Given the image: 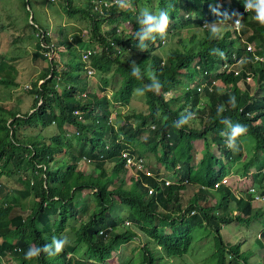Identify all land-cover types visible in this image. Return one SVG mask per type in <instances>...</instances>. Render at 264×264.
I'll use <instances>...</instances> for the list:
<instances>
[{"label":"trees","instance_id":"trees-1","mask_svg":"<svg viewBox=\"0 0 264 264\" xmlns=\"http://www.w3.org/2000/svg\"><path fill=\"white\" fill-rule=\"evenodd\" d=\"M70 1L61 0L64 10L68 13L80 11L90 20L88 40H82L79 35L64 34L55 44L46 34L48 29L39 26L45 34L41 41L35 36L33 59L40 58L48 65L39 71L41 82H34L32 89L28 86L29 94L35 96L33 107L21 113L15 110L14 104L0 102V258L9 255L14 264H97L107 261L111 247L118 248L122 242L137 237L136 229L126 228L123 221L110 217L108 209L116 199L129 210L126 219L132 222L131 216L137 217L132 218L137 229L146 231L147 226L152 225L146 233L154 237L149 239L162 247L167 257L183 255L194 229L202 230L204 226L216 235V242H213L215 254L210 257L216 254L218 257L213 258V264H250L247 252L239 244L223 240L220 231L222 224L234 220L248 223L257 203L253 193L264 195V26L254 20V13L245 12L243 0H177L185 17L181 16L176 21L198 24L201 34L190 35V43L194 40L198 43L195 51L184 49L178 43L163 59L156 53L162 46L163 39L159 37L154 42H147L146 51L136 46L138 42L134 33L139 27L133 11L136 0H130V5L125 8L118 5L105 8L104 14L93 11V0H85L87 6L79 7H72ZM210 3L217 4L222 12L229 15L240 13L245 27L239 31L230 27L221 39H211L206 23L214 22L217 17L208 9ZM167 6L168 12L175 16L178 11L176 3L173 1L172 6ZM123 22L131 28L121 27ZM29 25L36 33L35 25ZM177 27L174 25L172 28L176 30ZM60 31L63 33L64 27ZM242 36L251 50L240 47ZM42 42L49 46L53 44V47H43ZM59 45L64 49L61 50ZM98 46L97 54H91L85 61L82 59L81 49ZM213 48H219L225 56L211 55ZM50 49L55 54L74 52L79 55V62L66 64L61 55L58 61H54L44 55ZM255 56L262 60L253 58ZM241 58L247 59L248 65L243 63L241 66L238 63L243 61ZM133 61L145 74L149 70L155 73L163 88L158 94L147 92L144 95L147 113H128L125 121L114 127L109 120L113 108L128 106L135 89L149 83L147 75L143 80L131 76ZM224 63L231 64L234 70L223 73L221 65ZM60 64L63 68H58ZM5 66L0 56V74L3 71L7 74ZM87 66L93 69L94 74L102 75V95L87 92ZM235 70H238L237 75ZM244 72L252 74L255 86L241 92L237 82L244 79ZM107 74L112 79L111 85ZM193 78L197 82L195 88L189 90L187 85ZM218 78L230 89L216 97L219 84H212V94L206 88L200 91L202 97L200 92H196L200 82L211 84ZM9 81L6 75L0 77L2 86H7ZM169 93L176 97L181 93L183 96L182 103L176 104V108L171 106L170 98L164 96ZM232 95L237 98L235 109L228 104ZM204 97L208 102L202 101ZM221 104L227 109L224 115L233 122L246 125L247 136L252 139V152L242 162L239 174L245 175L252 164H255V172L250 171L252 184H245L239 199L235 200L227 184L222 183L219 186L223 187L221 199L211 205L206 191L232 169L220 155H224L228 163H233L241 158L244 150L243 143H240L239 151L226 147L225 137L221 135L225 129L219 123L216 111ZM74 111H78L80 116ZM157 111H160L159 117L155 116ZM187 112H194L195 118L184 128L176 129L173 121ZM244 112L251 116H245ZM131 119L136 122H131ZM149 119L153 122L150 138L141 141L139 136ZM53 124L58 134L49 136L48 141L39 134L20 132V127H38L43 132ZM68 126L74 130L71 132ZM206 135H211L222 154L212 152L208 155L210 152L204 148L197 162L193 163L192 141L205 143ZM119 136L120 141H117ZM124 148L145 160L147 151L154 152L158 162L164 164L163 171L166 169L177 179L167 184L163 172L159 178L155 174L141 173L140 179L128 183L121 154ZM258 152L262 153L260 158L256 157ZM81 160L82 165L79 166ZM85 162L92 164L90 169L86 168ZM151 169L154 172L160 170ZM19 182L21 187H16ZM187 182L196 183L205 190L198 188V192L183 204L179 194ZM150 187L153 192L148 194ZM84 190L91 191L93 195L95 206L89 212L88 203L81 206ZM220 209L222 212H218ZM190 211L193 213L189 215ZM129 221H126L127 225ZM160 224L170 228V232L165 231L166 235L159 233L157 226ZM66 229L72 231L73 238L60 254L24 259V253L30 246L50 243L53 237H62ZM101 230L104 234L99 233ZM82 245L86 248L84 256L77 253ZM147 245L142 246L145 257L138 264H157L163 256L152 252ZM113 258L117 260V256ZM130 260L127 259L126 264Z\"/></svg>","mask_w":264,"mask_h":264},{"label":"rangeland","instance_id":"rangeland-1","mask_svg":"<svg viewBox=\"0 0 264 264\" xmlns=\"http://www.w3.org/2000/svg\"><path fill=\"white\" fill-rule=\"evenodd\" d=\"M173 1L177 5V13L175 16H172L171 13L170 19L171 24L168 29V34L164 38V41L162 42V46L156 50V53L160 56H162L163 59L166 58L168 53L178 45H181V47L190 48L191 51H195L197 49L198 43L193 42L190 43L189 38L191 33L194 34H201V31L199 30V25L195 23L188 22L186 24H180L176 21V19H179L181 16L184 18L185 14L181 11L180 5L177 2V0H136L134 4L133 11L135 15L137 16V19L139 18L141 12H143L145 9L149 10L152 13H159L162 9H166L168 11V6L173 5ZM124 3L130 5V0H123ZM93 3V1H92ZM70 4L72 7L76 6H87L85 0H71ZM212 6H218L217 4L210 3ZM209 4V5H210ZM132 6V4H131ZM133 7V6H132ZM208 9L210 7L208 6ZM219 10L221 11V8L219 7ZM64 5L62 4L61 0H56L55 2H51L49 0H0V56L3 58V61H5L6 64V71L7 74L2 72L0 74V77H4V75L8 76L10 79L7 86L0 85V102H7L12 103L15 105V110L20 111L21 113H26L30 111L31 107H33L35 96L33 94H29L28 90L32 89L33 83L37 80L39 81V70L41 67H46L48 65L47 61H44L40 58L33 59V53L35 51V42H36V35L35 30L32 28V26L29 25V23L32 24V22L39 24V26L42 29H48L51 33V40L53 43L56 44L57 40H61L64 36V34L71 35H79L82 40L86 41L88 40L87 32L89 33V30L91 28L90 26V20L87 17H84L80 11H73V12H65ZM222 12V11H221ZM194 17V14L192 15ZM197 17V15L195 16ZM231 24V23H230ZM178 26L176 30H173V26ZM102 26V24H101ZM127 26V25H126ZM61 27H64L63 33H61L60 29ZM130 25L127 27V29H130ZM230 27L226 28L229 29ZM225 29V30H226ZM125 31V30H123ZM245 35V34H244ZM243 35V36H244ZM243 36L242 39L239 41L240 47L243 48ZM61 50L64 49L61 45H59ZM98 48V47H97ZM80 50V49H79ZM61 55V57L65 59V63L70 62L71 65H75L79 62V55L75 54L74 52H68L63 54L62 52H56L53 60L58 61V57ZM136 59V56H134V60ZM244 64L248 65V60L245 58ZM242 62V61H240ZM58 64V62H56ZM62 63V62H61ZM63 64V63H62ZM242 64V63H241ZM62 65L60 64L58 68H61ZM63 68V67H62ZM149 72H152L149 70ZM109 79V84H112V79L109 74H107ZM92 77L87 76V92L89 93H95L97 95H102L101 92V77L102 75L96 72V74H92ZM41 82V80H40ZM196 80L195 78L192 79V81L187 85V89L193 90L195 88ZM254 80H251V78L248 81H244V79H241L238 84L237 88L244 92L250 86L254 88L255 85ZM26 86H29V89H26ZM111 88V86H109ZM186 89V88H183ZM181 90V93L183 91ZM186 89V90H187ZM223 89L226 90L225 86L223 85ZM217 92H215V97L217 94H219L218 89H216ZM253 92V89L251 90ZM221 92V90H220ZM181 93L178 94V97L175 96L174 93H169L167 96L164 94L166 98H170L172 101V107L176 108V104L182 103V95ZM202 97V92L199 93ZM209 94H212V90ZM163 96V93H162ZM212 96V95H211ZM202 101L208 102V99L206 97L202 98ZM114 110H117V116L112 119L113 123H122L126 119V115L131 112L136 113H147L148 108L147 104L145 102V96H139L135 93L132 95V98L130 100V103L128 106L120 107L116 106L114 107ZM86 115H84L85 117ZM156 117L160 116V111H157L155 114ZM131 122L135 123L136 120L131 119ZM152 121L149 119L144 125L143 132L139 136V140H147L150 138V132L151 128L150 125H152ZM117 124V125H118ZM70 128V131L72 132L74 130L73 127L68 126ZM21 133H29V134H39L42 138H44L46 141H48L49 136H52L54 134H58L56 128L54 127V124L51 125L50 128L44 129L42 132L40 128L38 127H26L25 129L20 127ZM66 129L69 131V129L66 127ZM76 134V133H75ZM76 138V136H75ZM250 136H244L241 138V143H243L244 150L243 154L240 159L236 160V162L228 163V160L224 155H220L221 150L217 147L216 143L211 141V137H207V142L205 143L201 140H195L192 141L193 145V163L197 162L202 150L199 149L197 151V143L202 146V149L206 148L208 152V155L212 152L216 155H220L221 159H223L228 166L232 167L231 171L234 174L235 172L240 173L242 170V162L247 160V157L252 152L250 148V142H251ZM78 145L81 144V142L77 143ZM197 151V152H196ZM198 157H197V156ZM260 155L262 153L258 152L256 157L260 158ZM146 158L151 167L159 168L160 172H167L163 171V163H158L157 156L152 151H147ZM65 159V158H64ZM241 160V161H239ZM63 161V160H62ZM86 168L90 169L92 164L90 162H85ZM82 165V160L79 162V166ZM60 165H58L59 167ZM255 164H252L250 166V169L248 168V172L245 173V175L236 174L234 177V184L236 181L242 180L243 183L249 182L252 184V180L250 177V171L255 172ZM63 167V166H62ZM61 167V168H62ZM91 171V170H90ZM23 178V177H22ZM168 179L172 180L171 177H167ZM135 177H129L127 174L126 169V181L128 183L131 182V180ZM140 179V178H138ZM176 179V178H175ZM175 179L172 181L175 182ZM15 182V181H11ZM172 183V182H171ZM21 187V183L19 182L18 186ZM188 187V191H191L193 189H198L197 184L194 183H186L185 188ZM255 187V186H254ZM184 188V189H185ZM230 189V188H229ZM260 189V188H259ZM264 189V188H263ZM223 187H220L216 189V191L208 190L207 193L211 197L216 196L217 200L215 202L220 201L221 195L223 194ZM6 191H9L8 189ZM231 194L238 195V191L236 189L230 190ZM183 193V192H182ZM182 193L180 194V198L183 199ZM81 199L83 201V204L81 206H85L88 203V212L91 211L95 204L93 200V195L91 191L84 190L82 191ZM237 200V198H234ZM209 203L212 205V202L210 198L208 197ZM92 202V203H89ZM256 207H259L261 211H263V215H261L260 219H254V213H252L250 221L248 223L245 222H237L232 221L228 224H223L221 228V235L223 237V240L230 241L232 244H239L241 249L243 251L247 252V260L250 264H263L264 262V235L261 234V231L264 232V200L257 201ZM218 212H222V209L218 210ZM108 213L110 215H114V219H118L121 223L123 221V224L126 225V228H132L135 230L140 236L143 237V240L146 238H152L150 237L146 232H149L152 228V225H148L146 231L137 229V226L135 225L132 218H137L136 216H131L130 222L128 219H126L129 215V210L126 208V206L119 203L118 200L114 199L111 205L109 206ZM234 213H236L234 211ZM126 221H129V225L126 224ZM177 226H179L177 224ZM157 229L159 233L166 235V232H169L168 229H166L162 224L157 226ZM260 234V235H259ZM62 236H66L69 241H72L73 233L72 231L65 230L62 233ZM216 235L211 232V230L207 227L205 228L202 226V230L195 228L193 231V234L190 236L189 240V247H187L186 251L181 256L176 257H167L166 251L164 252L154 240L153 246L147 245L148 248L153 252H155L157 255L159 252L164 253L165 255H162L163 258H159L157 264H213L215 263V260L213 258L217 259L218 255L216 254L213 257H210L213 253V249L216 250L215 245H213V242H216ZM204 237L203 239H201ZM19 239L22 238V236L18 237ZM133 243H136L137 240H131ZM261 242V245H258ZM128 241L122 242L120 245H125L126 247L130 248V244L127 243ZM138 244L140 242L138 241ZM136 244V247L137 245ZM129 248L127 250H120L119 247H111L110 257L108 258V262L105 261L103 263L97 262V264H126L127 259H131L127 264H138L143 257H145L144 249L143 247H140L139 250L134 253L132 251L129 252ZM86 251V248L84 245L80 247L78 250V255H83ZM159 251V252H158ZM118 253V255H116ZM84 256V255H83ZM117 256L116 258H113ZM119 257V258H118ZM2 262V263H1ZM0 264H14V261L12 258L8 255L6 257H3V259H0Z\"/></svg>","mask_w":264,"mask_h":264},{"label":"clouds","instance_id":"clouds-1","mask_svg":"<svg viewBox=\"0 0 264 264\" xmlns=\"http://www.w3.org/2000/svg\"><path fill=\"white\" fill-rule=\"evenodd\" d=\"M116 2L121 8L127 7V4L124 3L123 0H116ZM243 4L245 12L254 13V20L261 26H264V0H243ZM209 7L212 14L217 17L214 22L206 23L211 39H221L224 35L225 29L228 27H231L232 29L237 31L245 27L243 23L244 18L240 13L233 12L231 15H229L226 12H221L219 10V6H212L210 4ZM230 20H234V22L230 24ZM137 24L139 25V27L134 33V38L138 42L136 46L141 51H146L148 49L147 42H154L156 41L157 37H159L160 39H164L167 36L168 29L171 24V19L169 12L166 9H162L161 11H159V13H152L149 10L145 9L143 12H141L139 18L137 19ZM245 44L246 43L244 42L243 38V45ZM210 54L218 55L221 58L225 56V53L219 48L211 49ZM130 73L131 76L136 78L137 80H143L145 78V75H147L149 83L145 84L141 88L135 89V93L139 96H144L147 92H153L158 94L163 88L162 82L155 75V73L148 72L145 74L134 61L131 66ZM249 74L252 75L251 73ZM228 104L233 109H235L237 107V98L234 95L230 96ZM226 110L227 109L223 104L218 105L216 109L217 116L219 118V123L223 125L225 129V131L222 132L221 135L225 137V143L228 149L232 151H239L241 138L247 135L248 128L246 125L238 122H233L229 117L225 116L224 113L226 112ZM194 118V112H187L181 114V116L177 120L173 121V126L178 130L182 129L186 125H188L189 122ZM146 163L147 165H149L148 161H146ZM124 167L127 168L125 165ZM229 174H232V171ZM234 174L239 173L235 172ZM223 179L225 180L223 181ZM227 181V177L224 176L221 180L215 183V186H213V188H218L220 184L225 183ZM143 186H146V182H143ZM200 187L203 188L202 186H198L199 189ZM253 195L256 201L264 200V195L259 196L257 193H253ZM181 211L182 214H186L184 210ZM254 212V219H260L261 215H263V211H261L259 207H255ZM192 213L193 211H190L188 214L190 215ZM68 244L69 240L66 236L53 237L50 243H46L42 246H30L24 253V259L33 260L39 258L41 255L56 256L60 254Z\"/></svg>","mask_w":264,"mask_h":264},{"label":"built area","instance_id":"built-area-1","mask_svg":"<svg viewBox=\"0 0 264 264\" xmlns=\"http://www.w3.org/2000/svg\"><path fill=\"white\" fill-rule=\"evenodd\" d=\"M51 2H55L56 0H49ZM114 5H118L116 0H93V11L94 12H98V13H101V14H104V10L105 8H109L110 6H114ZM234 22V20H233ZM35 27L37 28V31H36V37L38 38V40H42L43 39V36H44V32L41 31V28L34 22H32ZM127 25V26H126ZM129 24L128 23H125L123 22L121 24V27H128ZM131 28V27H130ZM46 34H48L50 37H51V33L49 30H46ZM43 47H53V44H50L47 45V43H41ZM243 48L247 49V50H251V46L249 44H245L243 45ZM53 49V48H52ZM52 49H50V51H45L44 52V55L49 57L50 59H53L54 56H55V53L52 51ZM100 50V47L98 46V48H88V49H81V57L82 59L85 61L91 54H97L96 52ZM255 59L259 58L262 60L261 57H253ZM244 68V67H242ZM233 67L231 64H227V63H224L221 65V71H223V73H229L230 71H233ZM244 70V69H242ZM93 69L92 68H89L87 66V74L88 75H92L93 74ZM234 74L237 75L238 74V70H235L234 71ZM253 79L252 75H250L249 73L247 72H244V80L245 81H248L249 79ZM204 83V84H203ZM201 83L200 85L196 86V92H200L203 88H206V90L208 92L211 91V88H212V84H223L222 83V79L221 78H218L217 80L215 81H212L211 84H207L205 82ZM26 88H28V86H26ZM242 110V108H240V111ZM74 114L80 116V113L78 111H74ZM244 115L245 116H251L248 112H244ZM122 157L124 158V165L126 167H128L129 169H132V170H136V171H140L142 173H145L146 175H153L155 174V172L153 170H151L149 167V165H147L146 163V160L145 158H143L140 154V156H138V154L134 153V152H131L128 148H124L122 149ZM178 167V165H177ZM157 178H159L160 176H157L155 175ZM177 179V178H176ZM225 179H223L224 181ZM171 182H174L168 178L165 179V183L169 184ZM153 188H149L148 190V193L151 194ZM126 224H128L126 222ZM100 234H104V230H101L99 232Z\"/></svg>","mask_w":264,"mask_h":264},{"label":"crops","instance_id":"crops-1","mask_svg":"<svg viewBox=\"0 0 264 264\" xmlns=\"http://www.w3.org/2000/svg\"><path fill=\"white\" fill-rule=\"evenodd\" d=\"M37 24V23H36ZM38 26H39V24H37ZM164 41V39L161 41V44H162V42ZM241 66H242V64L244 63V59H243V61L242 62H238ZM242 63V64H241ZM249 63V62H248ZM41 69H42V67H41ZM40 69V70H41ZM39 70V71H40ZM94 73V72H93ZM89 77H92L91 75H89ZM251 80H253V79H251ZM197 82V81H196ZM202 82H200V84H201ZM237 84H238V82H237ZM223 85L224 84H219L218 86H217V88L216 89H218V92L219 93H224L225 91H227L228 89H230V88H227V86L226 85H224L225 86V88H226V90L225 89H223ZM205 89V88H204ZM211 90H212V88H211ZM220 90H221V92H220ZM208 92V91H207ZM211 92V91H210ZM210 92H208V93H210ZM108 94L109 93H107V98H108ZM240 109V108H239ZM117 116V110H114V108H113V110H112V112L110 113V116H109V120L113 123V121H112V119L114 118V117H116ZM117 124L118 123H113V126L114 127H116L117 126ZM207 137H208V135H206L205 136V141L207 142ZM209 137H211V135H209ZM117 141H120V136H119V138L117 139ZM195 140H193V142H194ZM198 141V140H197ZM211 141H212V139H211ZM197 147H198V149H197V151H199V149L200 150H202L203 151V149H202V146H200V144L199 143H197ZM196 151V152H197ZM202 153V152H201ZM201 155V154H200ZM195 156V155H194ZM197 156V155H196ZM198 157V156H197ZM147 160V159H146ZM159 163V162H158ZM150 169L152 168V167H149ZM127 169V174L129 175V177H132V176H134L135 177V179H138V178H140L141 177V172L140 171H136V170H132V169H129L128 167L126 168ZM152 170V169H151ZM165 171H167L166 169H165ZM155 175H158V176H160V177H162V175H161V172H160V170L159 171H157L156 173H155ZM166 178L167 177H171V179L173 180V179H175V176H172L171 174H170V172L169 171H167V172H164V174H163ZM235 175L236 174H229V175H226V177H227V179H228V181L227 182H225V184H227V186L230 188V190H234V189H236L239 193H238V195H233L232 194V196H234L235 198H237V199H239V197H240V192H241V190H242V188L245 186V184L246 183H248V181L247 182H245V183H243L242 182V180L240 179L239 181H236L235 182V184H234V177H235ZM132 180H134V179H132ZM194 184H196V183H194ZM219 188V187H218ZM218 188H212V189H208V190H212V191H216V189H218ZM200 190H205V188H201L200 187ZM207 190V191H208ZM206 191V192H207ZM183 192V193H182ZM194 192H198L197 191V189H193V190H191V191H188V187H186L185 189H183L181 192H180V194L182 193V197H183V204H185L186 203V201L188 200V198H190L193 194H194ZM180 194H179V196H180ZM207 194V196L210 198V200H211V202H212V204L213 203H215V201L217 200V197L216 196H209L208 195V193H206ZM121 204V203H120ZM183 209V208H182ZM110 215V214H109ZM114 215H116V214H112V215H110V217L111 218H113L114 217ZM222 226H223V224H222ZM166 229H168L169 230V232H170V228H168V227H166ZM131 240H137V241H135L136 243H133ZM138 241L140 242V244H138ZM153 241L152 240H150L149 238L148 239H144L143 240V237L142 236H140L138 233H137V237L135 236L134 238H132V239H130V240H128V244H130V248L129 247H126L125 245H120L119 246V251L120 250H127V248H129V252L130 251H132V250H134V251H132V252H134V253H136L138 250H139V248L140 247H142L143 245H145V244H149V246H153V243H152ZM136 244H138L137 245V247H136ZM159 252V251H158ZM116 255H118V253L116 254ZM158 255H165L164 253H162V251H161V253L159 252V254ZM119 258V257H118ZM0 259H2V258H0ZM109 260H107V262H108ZM2 263V262H1Z\"/></svg>","mask_w":264,"mask_h":264}]
</instances>
